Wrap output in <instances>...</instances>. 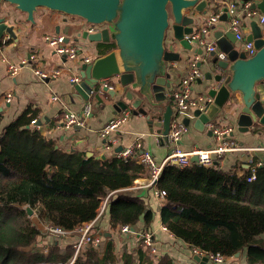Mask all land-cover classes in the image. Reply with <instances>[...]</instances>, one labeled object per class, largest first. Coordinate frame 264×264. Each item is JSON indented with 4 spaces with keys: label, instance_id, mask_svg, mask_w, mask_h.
Segmentation results:
<instances>
[{
    "label": "trees",
    "instance_id": "1",
    "mask_svg": "<svg viewBox=\"0 0 264 264\" xmlns=\"http://www.w3.org/2000/svg\"><path fill=\"white\" fill-rule=\"evenodd\" d=\"M38 117L39 110L29 107L0 126V264H174L172 258L156 261L159 249L152 252L142 240L135 252L124 249L121 255L112 238L80 250L75 246L79 237L65 246L59 240L40 243L47 232L35 224L33 215L45 225L75 230L93 221L109 197L111 227L122 232V226L132 228L142 218L151 225L154 214L140 197L111 198L113 192L150 175L144 162L64 152L32 123ZM250 174L249 169L241 175L225 171L219 163L167 166L157 184L167 191L160 209L163 225L192 251L220 253L226 261L243 251L247 264H264V163L257 167L254 181H248Z\"/></svg>",
    "mask_w": 264,
    "mask_h": 264
},
{
    "label": "crops",
    "instance_id": "2",
    "mask_svg": "<svg viewBox=\"0 0 264 264\" xmlns=\"http://www.w3.org/2000/svg\"><path fill=\"white\" fill-rule=\"evenodd\" d=\"M226 1L210 0L207 14L195 13L194 32H197L203 26L206 17L217 12L219 6ZM236 1L239 3L238 9L242 16V23L245 26L244 35L246 38L251 32L250 22L255 18L258 20V18L248 17L247 10L241 0ZM1 9L2 15H6L7 20L16 25L15 31L17 33V40L10 38L8 35L3 37L8 40L10 39L3 48L4 56L10 61L17 63L21 62L22 59L29 60L28 64L24 65L17 75H11L8 71L7 63L0 59L1 128H4L29 107H33L39 110L38 118L42 120V134L46 138L56 141L57 147L64 152L80 151L97 158L113 160L118 157V147H127L137 140L141 141L143 146L152 153L157 161L163 160L171 152L172 146L167 139L163 140L159 138L158 131L161 125L157 123V125L151 127L147 118L142 114L136 113L135 108L131 105L126 109L118 110L104 96L96 98L94 95H91L90 99H84L81 93L75 89L76 83H73L71 78L77 76L80 81L82 80L80 67L85 62H83L82 58L70 59L58 54L47 44L45 36L52 33L64 35L67 42L77 45L82 57H89L92 62L98 57L114 50L115 44L113 42H96L81 37L80 34L87 27L85 20L60 11L40 7L35 13V21L32 22L27 19L26 13L20 11L9 2H3ZM186 12L189 13V11ZM260 24L264 27V24ZM228 30H230L229 19L227 18L224 21L220 18L212 26L210 32L203 36L204 43L200 39H190L193 45L191 50H186L179 43H176L175 49L181 53L182 59L167 63V71L170 74L172 88L180 85L183 76L190 69L193 61H196L198 66L199 62L211 59L207 46L212 42L217 43V39L214 37L216 31L227 32ZM172 40V32L169 31L166 39L168 47H172ZM107 44L114 46L106 51L104 48ZM236 48L244 51L243 44L239 41L236 42ZM199 50L203 51L199 53ZM31 54H34L35 57L30 58ZM199 68L204 73V78L205 68ZM36 69L46 71L60 69L61 73L57 77L43 80L37 75ZM221 72L225 76H228L230 73L228 68L221 70ZM103 82H108L113 86L117 85L116 78L107 79ZM212 84L216 83L213 80H204L202 82L198 80L194 82L192 86L193 97L209 96L207 93L208 85ZM257 91L264 102V81L257 85ZM8 93L12 94L10 101L7 100ZM241 102L239 94H234L232 101L222 109L221 113L215 119L210 120L215 127L231 129L230 133L226 136L227 139L234 140L241 147L239 150L228 152L217 160L223 170L235 171L239 175L251 169L252 160L264 163V126L256 125L246 132L238 130L236 119L238 117V108L242 105ZM159 104L161 113L166 110L168 104L171 105L173 110L172 126V122L175 119L174 100L169 96L166 101H162ZM86 106L91 107L92 113L88 116L86 125L82 127L74 126L67 128L59 123L55 117L58 112L65 108L82 111ZM194 110L193 116L182 119L183 122L185 118H190L191 120L188 125V132L182 136L180 141V147L184 151H192L196 148H210L217 143L213 130L207 125L203 131L195 127L197 117L194 114ZM123 111H129V116L123 126L116 131L120 139L119 146L114 150L107 151L104 148L105 139L101 135V130L114 116L121 114ZM194 162L198 163L197 161ZM158 188L157 184L151 183L149 175H143L136 179L132 186L113 192L111 198H116L119 194L140 197L145 201L147 210L153 212L154 220L151 225L145 224L143 218L137 225L139 232H142L145 228L153 232L159 248L158 257L154 258L156 261L162 258L164 260L172 258L174 264H201V262L194 259L195 254L189 247V244L174 236L163 225L160 209L166 203V200H161L157 196ZM35 217V220H37L35 224L44 232L45 224L37 218V215ZM91 232L103 236V241L105 242L107 241L106 238H112L116 243L115 251L118 255H121L124 249L135 252L140 245V237L134 231L123 233L111 227L109 205L100 218L95 221ZM44 238L43 241L45 242L46 238L49 241L52 237L46 234ZM76 238H78V235L73 232L60 240L64 242L63 245L65 246L73 244L77 240ZM121 263L122 261L119 264ZM206 264L216 263L209 260ZM224 264H247L246 254L241 251L239 256L229 258Z\"/></svg>",
    "mask_w": 264,
    "mask_h": 264
},
{
    "label": "water",
    "instance_id": "3",
    "mask_svg": "<svg viewBox=\"0 0 264 264\" xmlns=\"http://www.w3.org/2000/svg\"><path fill=\"white\" fill-rule=\"evenodd\" d=\"M3 2L15 5L32 22L35 21L36 11L45 7L80 17L86 25L102 26L94 33L84 30L80 36L90 41L113 42L115 49L93 62L82 64V80L75 84V89L87 100L91 95L96 98L104 96L118 110L131 105L136 113L147 118L151 127L160 124L159 138L167 139L173 110L170 104L163 113L159 109V103L168 99L171 89L167 63L182 59L181 53L175 49L176 43L186 50L193 48L189 36L195 30L194 14H207L210 0H0V36L8 35L17 40L16 25L2 15ZM241 2H250L251 9L264 13V0ZM226 11L221 20H227ZM262 26L256 18L250 22L251 32L246 41L254 44L255 52L251 55L236 48L237 38L231 29L216 31L214 37L227 58L220 59L216 51H212L209 53L210 60L198 63L199 67L205 68V77L199 81L213 80L216 83L208 85L207 93L212 98V101H207L208 110H194L197 117L195 127L200 131L205 130L206 124L221 113L236 93L242 101L236 119L238 130L246 132L256 125L264 126V102L257 91V85L264 81ZM169 31L172 32V47L166 43ZM202 51L199 50V53ZM227 68L230 73L225 76L221 70ZM115 78L116 86L109 87L103 82ZM190 122V118L184 119L185 124ZM36 124L42 125V120L38 119ZM121 149L118 147L117 151ZM192 159L198 162L197 156ZM217 163V160L214 161V164ZM27 210L33 214L31 207ZM132 231L138 232V225H134ZM240 254L241 251L235 256ZM194 259L201 264L210 260L208 256L200 255H194Z\"/></svg>",
    "mask_w": 264,
    "mask_h": 264
},
{
    "label": "built area",
    "instance_id": "4",
    "mask_svg": "<svg viewBox=\"0 0 264 264\" xmlns=\"http://www.w3.org/2000/svg\"><path fill=\"white\" fill-rule=\"evenodd\" d=\"M250 2L243 4L247 10V16L250 18L257 17L259 22L264 24V13H261L259 10H254L250 8ZM239 3L236 0H227L225 3H222L218 11L210 14L205 18L203 26L197 31L193 32L189 36L192 40L200 39L203 43V36L210 32L212 26L217 23L221 15L227 9V18L229 19L230 29L235 33L237 41L241 42L244 47V51L247 55H251L255 52L254 44L252 42L246 41L244 35V24L242 23V16L239 12ZM102 26L98 25H87L86 29L89 33H94L101 30ZM45 40L49 46H51L55 52L60 55H64L70 59L82 58L83 62L90 63L92 60L89 57H82L79 51V48L76 44L69 43L66 41L65 36L60 33L47 34ZM7 39L3 38V44L0 45V59L7 63L8 71L11 75H17L21 68L24 65H27L29 60L22 59L21 62L10 61L3 54V48L7 44ZM208 51H216L217 56L220 59H226L227 54L221 51L218 48L216 42L209 43L207 46ZM35 55L31 54L30 58H34ZM37 75L45 80L51 77H57L60 73V69H55L52 71L36 69ZM204 76L202 70L197 66L196 61L191 63L190 69L183 76L181 83L178 87L172 88L168 92V97L170 96L175 103V119L172 122V126L167 134V141L172 146V150L166 157L157 161L152 153L146 149L141 141L137 140L133 144L122 148L117 156L125 159L135 158L146 164L149 169V179L151 183L158 184L161 178V175L164 169L169 165H177L181 168L191 167L194 163L193 157H198V163L205 167L211 166L214 164V161L219 160L225 156L228 152L241 149V147L234 141L228 140L227 135L230 133L231 129H221L215 127L213 122H208L206 125L213 130V133L216 136L217 143L210 148H196L192 151H184L180 147V141L182 136L188 132L189 126L185 124L182 119L184 117L193 116L194 109H200L202 112L208 110L207 101H212V98L207 97H198L195 98L192 95V86L193 83L198 81L201 77ZM73 83L79 82V77L75 76L71 78ZM109 87H113L111 84L106 82ZM12 94L8 93L7 100H11ZM92 109L90 106H86L82 111H76L70 108H65L62 111L58 112L55 117L63 126L70 128L74 126H84L86 125L87 118L91 115ZM129 116V111H123L121 114L114 116L101 130V135L105 139L104 148L107 151L114 150L119 146L120 139L116 134V131L120 129L121 126L127 121ZM37 120H33L32 123L36 126L37 129L41 130V125L36 124ZM251 174L248 176V181H254L257 178V167L262 165V161L252 160ZM167 191L164 189L158 188L157 196L162 199H165ZM109 202V197L103 200V203L99 209L97 217L86 223V228L82 226L77 227L75 230H66L59 226L55 225H45V231L51 237L63 238L70 235L73 232L80 231L79 239L77 240L75 246L77 250L82 249L84 246L93 244L98 246L102 242V236L100 234H93L91 228L97 219L104 213L107 203ZM123 233L133 232L131 226L124 225L122 226ZM136 232V231H134ZM142 244L144 247L151 249L152 252H158V245L155 241L154 234L150 230H146L142 234ZM47 251V249H46ZM193 252L197 255H207L210 260L214 261L216 264L226 263V258L220 253H205L204 251L194 248Z\"/></svg>",
    "mask_w": 264,
    "mask_h": 264
},
{
    "label": "rangeland",
    "instance_id": "5",
    "mask_svg": "<svg viewBox=\"0 0 264 264\" xmlns=\"http://www.w3.org/2000/svg\"><path fill=\"white\" fill-rule=\"evenodd\" d=\"M35 219H36V217H35V215H33V221H34V222L37 221V220H35ZM82 227H83V228H86V225L83 224ZM143 232H144V231H142V232H139V231L137 232V231H136V232H135V233H137V234L139 235L140 240H142V234H143ZM75 233L78 235V237L80 236V231H76ZM55 238H57V237H52V238H50L49 241H47V238H46V241H47V242H44L43 239H45V238H43V239L40 241V243H41V244L48 243V245H50L51 243L55 242L56 240H60V239H61V238H57V239H55ZM76 239H77V238H76ZM102 239H103V238H102ZM104 240H105V239H104ZM63 243H64V242L60 240V244H61L62 246H64ZM39 246L42 247V245H39Z\"/></svg>",
    "mask_w": 264,
    "mask_h": 264
}]
</instances>
